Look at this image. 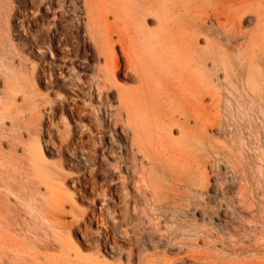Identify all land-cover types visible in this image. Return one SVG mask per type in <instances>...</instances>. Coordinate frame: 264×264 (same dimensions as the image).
Instances as JSON below:
<instances>
[{
    "label": "bare ground",
    "instance_id": "1",
    "mask_svg": "<svg viewBox=\"0 0 264 264\" xmlns=\"http://www.w3.org/2000/svg\"><path fill=\"white\" fill-rule=\"evenodd\" d=\"M46 1L54 2L56 7H49L53 21H59L63 14L72 11L73 1L29 0V20L36 21L40 5H47ZM81 1L80 28L89 41L87 50L92 49L89 57L97 59L100 67L93 79L86 80L82 78L85 73L74 70L76 57L64 56L59 71L57 69L58 76L66 81L63 89L74 95L85 90L92 95L96 90L95 102L98 107H104L103 97L115 88L119 107L114 114L131 136L128 148H123L127 165L124 167L135 177V189L147 193L156 209H171L182 214L188 208L201 220L202 224L194 220L186 231L189 238L186 242L192 244L187 245L200 247L197 251L186 250V258L200 264H264V0H257L260 5L262 3L260 12L236 3L229 16L230 27L220 32L202 20L204 0ZM12 11L11 0H0V45L8 46L9 52L13 48L11 36L15 29L11 24ZM244 22L256 28L243 31ZM152 25L155 28H151ZM181 25H184V32L179 30ZM18 28L28 37L23 23ZM41 45L38 54L44 51ZM117 47L137 83L134 88L123 87L115 81L119 65ZM4 57H0V72L6 79V94L0 95V120L6 116L17 119L12 126L18 127L22 119L18 120L19 115L11 106L16 102L14 86L20 79L16 69L5 63ZM63 71L67 73L63 75ZM67 104L71 111L76 110ZM98 107L95 108L97 114ZM207 110H214V113L209 111L205 117ZM223 111L246 120L250 130L248 140H237L230 134L228 125L222 122ZM39 113L34 109L30 119H41ZM216 137L225 141L219 142ZM32 145L25 150L31 165L25 163L32 167L34 174L23 172L22 175V170L18 173L21 172V177L25 174V177L34 178L22 182L17 177L19 182L12 179L13 185L9 181L11 178L8 180L5 176L8 171L0 172V177L2 174L5 177L0 182V264L46 262L39 253L46 246L31 240L32 226L38 228V224H46L47 231L50 228L52 231L63 225L65 194L72 198L64 189L61 170L50 165L38 142ZM72 150L70 156L77 161ZM16 159L17 163L25 160ZM81 159L86 158L81 156ZM20 164L17 165L21 167ZM26 165L22 163L23 171ZM220 167L225 178L221 181L223 188L221 182L212 180ZM8 175L13 178L10 172ZM209 188L215 193L228 191L229 217L224 205L210 206L201 200ZM162 223L164 230L167 229V221ZM36 232L33 234H39ZM52 232L54 236L56 230ZM97 234L95 238L103 236L98 240L102 256L88 255L86 247H90L91 240L81 244L72 240L63 242L56 235L58 239L53 240L58 243V253L48 254L52 260L49 262L112 264L119 249L115 238L111 236L110 239L107 233L99 231ZM37 237H41V241L44 239L41 234ZM180 239L184 246V238ZM46 249H49L48 244ZM38 253L44 260L39 263ZM43 253L47 255L46 250ZM134 258L129 254L125 264H130Z\"/></svg>",
    "mask_w": 264,
    "mask_h": 264
},
{
    "label": "rangeland",
    "instance_id": "2",
    "mask_svg": "<svg viewBox=\"0 0 264 264\" xmlns=\"http://www.w3.org/2000/svg\"><path fill=\"white\" fill-rule=\"evenodd\" d=\"M28 1L11 0L14 9L12 11L11 24L15 28L11 36L13 40V52L8 51V46L0 45V57L1 55L5 56V63L16 69L20 79L14 86L16 102L11 108L13 110L16 109L14 112L19 115L18 120L22 119L18 127L12 126L17 119H11L9 116H6L0 120V150L3 149L2 153L4 151V154L0 153V172L4 173L6 169L8 172H6L7 175L5 176L8 180L11 178L9 181L13 185V180L24 182L27 180L26 178H34V176H31L34 174L32 167H27L26 165V163L29 165L30 162L28 161L29 153L26 152L25 156V150L28 151L26 147L37 142L42 147L50 165H53L62 172L64 189L72 195V198H70L65 194L67 205L65 206V214L61 218L62 227L59 225L60 227L54 228L52 231L56 230V233L53 236L54 232L51 231V228V232L47 231L49 228H47L46 224L43 225L45 228L40 226L42 224L33 223L38 224L36 226L38 228L32 226V229H34L32 231H37L36 234H39L35 235L33 234L34 232H30L32 238L30 239L32 241L38 242V244L40 242L41 244L43 243V247H47L48 244L49 249L52 248L51 250L46 249V247L41 249V251H47V255L45 254L44 256L45 252L38 251L40 255L42 253L43 259H47L42 264H52L50 263L52 261L50 259L51 254L58 253V243L53 239L56 240L58 238L63 242L72 240L80 244L85 243L86 240H91L90 247H86L88 255L95 257L102 256V252L99 251L98 240L103 239V236L101 235L102 238L100 239L94 236L98 231L107 233L110 239L111 236L115 238L119 249L112 260V264H125L129 254L136 257L130 264H200L197 260L186 258L188 254L186 250L197 251L200 249V247L188 246L192 244L186 242L189 239L186 234L188 226L193 224L194 220L198 224H202L198 216L196 214L193 215V211L188 210V208H185L182 214L176 213L171 209H156L147 193L135 189L136 179L133 177L132 172H129L131 170L128 167H124L127 166L124 164L126 161L124 159L126 158L124 157L126 156L124 149L128 148L131 136L130 133H127L129 131L122 127V122L115 117L114 112L119 107L115 88H112V91H108L107 96L103 97L104 105L106 104L107 108L109 106L108 109L105 107L106 105L98 107L97 102H95L97 101L96 90H94L95 93L93 92L92 95H89L88 91L85 90L80 95L76 92L75 96L63 89L66 81L58 76V71L62 65V62H60L61 58L64 56L76 57L74 70L81 72V74L85 73V76H82V78L86 80L87 78L88 80L89 78L90 80L91 78L93 79L97 68L100 67L97 59L89 57L92 49L90 48L91 50L88 51L87 45H89V41L87 42V36L83 32V29L80 28L79 12L82 9V1L68 0V2L73 1L72 11L63 14L59 18V21L58 19L53 21L49 13L50 6L56 8L54 2L49 4L46 1L47 5L45 3L40 5L37 19L34 22L28 19V10L30 8ZM37 1L39 2L40 0ZM218 1L204 0L201 5L202 20L213 30H218L217 32L227 30L230 27L229 16L234 5L238 4L255 11L262 9V3L261 5L259 3L260 0ZM45 6L48 7L45 8ZM76 6L77 8H75ZM61 19L63 22L60 21ZM21 23L25 25V29H28V37L23 35L21 29L18 28ZM63 26L66 27L64 28ZM242 27L243 31L246 32L256 28L254 25H249L248 22H244ZM151 28L155 27L152 25ZM48 29L51 31H48ZM64 30L65 32H63ZM179 30L180 32H184V25H181ZM52 31H56L57 33ZM53 33H55V36H53ZM61 35L64 36L62 37ZM177 35L181 34L177 33ZM201 44L205 45L204 43ZM40 45L44 51L38 54L37 51ZM116 49V53L119 55V65L118 71L116 70L115 81L123 87L134 88L137 85L134 76L130 74L131 70L125 64L119 48L117 47ZM65 73L67 72L63 71V75ZM3 94H6V79L4 74L0 72V95ZM207 102L209 103V101ZM66 103H68L67 105L70 104L69 106H72L71 108H75L77 111L75 109V113L71 111L69 107L67 108ZM61 105H63L62 110L60 109ZM96 106L99 109L98 114L97 109H95L97 108ZM34 109H38L39 115L42 117L39 120L37 119L38 121L30 119ZM104 111L106 114L103 115ZM209 111H206L205 117L210 114L208 113ZM210 112L213 114L214 110ZM221 118L222 122L228 125V131L231 132V135L233 134L234 138L237 140L239 138L245 141L248 140L250 130L246 125V120H240L238 116H230L226 111L221 113ZM33 122H38L34 124L36 127L32 124ZM218 141L224 142L225 139L220 137ZM67 145L68 148H66ZM15 149L17 152L14 151ZM70 150L78 157L77 161L72 160ZM8 156L10 159L7 158ZM81 156L86 159L82 160ZM16 158L18 160L20 158L19 161H23L21 158L25 160L24 162L18 161L19 163H17ZM8 160L15 162L11 164ZM22 163L26 165L24 171L22 167L25 166H22ZM9 164L10 166H7ZM17 164H20L21 167ZM18 170H22V173H18ZM9 172L13 178L11 175H8ZM23 172L33 174L30 175L31 177H25V174L21 177L20 173L23 175ZM219 172H215L212 180L215 179V181L220 183L225 178L222 175L223 170L221 167ZM2 175L0 182L2 178H5ZM17 177L19 180H16ZM212 180H210V184ZM220 185L223 188L222 182ZM41 187V190H43V185ZM31 188L33 189V186ZM66 191L62 192L65 193ZM227 197H230L228 191L225 190L222 193L221 190H218L215 193L212 188H209L202 194L201 200L210 206L214 204L224 205L225 209H228L227 216L229 217L231 207ZM70 203L71 205H69ZM100 208L101 210H99ZM94 217L97 218L96 221ZM221 217L219 216V218ZM163 220L167 221L168 224L165 230L163 228ZM213 222L217 221L213 220ZM30 233L26 235L30 237L28 235ZM40 234L46 242L44 239L41 241V237H39L40 239L37 237ZM56 235H58V238ZM34 237L35 240H33ZM180 237L184 238V246L180 242ZM100 243L103 242L100 241ZM40 255L37 256L38 263L42 260Z\"/></svg>",
    "mask_w": 264,
    "mask_h": 264
}]
</instances>
